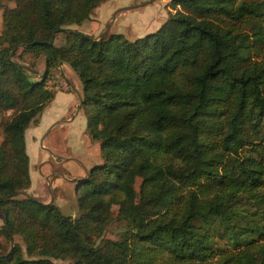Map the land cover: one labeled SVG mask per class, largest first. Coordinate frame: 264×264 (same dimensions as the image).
<instances>
[{
  "label": "trees",
  "instance_id": "trees-1",
  "mask_svg": "<svg viewBox=\"0 0 264 264\" xmlns=\"http://www.w3.org/2000/svg\"><path fill=\"white\" fill-rule=\"evenodd\" d=\"M8 1L0 230L22 245L0 264H264V0H168L160 25L131 40L69 27L108 0ZM57 63L81 84L100 158L75 183V217L24 195L23 133L53 97ZM113 207L116 240L102 236Z\"/></svg>",
  "mask_w": 264,
  "mask_h": 264
},
{
  "label": "rangeland",
  "instance_id": "rangeland-1",
  "mask_svg": "<svg viewBox=\"0 0 264 264\" xmlns=\"http://www.w3.org/2000/svg\"><path fill=\"white\" fill-rule=\"evenodd\" d=\"M167 4L168 0H109L93 10L91 15L93 18L90 19L92 23L86 21L84 26H93L97 23L102 27L99 33L93 34L94 38L116 32L131 40L155 30L167 17L168 12H172ZM2 6L11 7L12 3L8 0H0V29ZM43 59V56L33 59L36 67L34 78H38L43 71L37 69L40 62L44 63ZM23 60L25 62L30 60L29 55H23ZM64 76L69 82L67 89L59 87L61 79H65L60 74L57 83L53 85L46 83L48 89L54 92L53 97L39 114L37 123L27 129L32 130L33 136L35 135L33 139L35 143L32 142L34 149L29 150L31 159L28 165L30 180L28 193L43 203L53 198V204L59 207L63 215L75 217L78 215V210L73 179L84 177L85 171L98 163L100 158L97 144L90 141L85 131V117L82 110L75 109L81 84L68 66L64 69ZM47 80H52V77L49 76ZM8 113H4L3 116H7ZM2 138L0 127V142ZM30 140L32 138L29 135V139L26 138L27 149L32 145L27 144L31 142ZM114 216L115 207L112 208V221L106 225L102 236L116 240L124 227L123 222L114 219ZM1 224L0 214V226ZM14 241L22 245L19 236H14ZM9 246L8 240L2 236L0 230V252L6 251Z\"/></svg>",
  "mask_w": 264,
  "mask_h": 264
},
{
  "label": "crops",
  "instance_id": "crops-1",
  "mask_svg": "<svg viewBox=\"0 0 264 264\" xmlns=\"http://www.w3.org/2000/svg\"><path fill=\"white\" fill-rule=\"evenodd\" d=\"M109 1V0H108ZM106 2V1H105ZM104 3V2H103ZM102 4V3H101ZM100 4V5H101ZM99 5V6H100ZM99 6H97V7H99ZM96 7V8H97ZM95 8V9H96ZM91 18H93V16H90V18L89 19H87V20H84V21H82L79 25H71V26H69L71 29H75V30H78V31H80V30H84V31H81V32H83V33H85V34H88V35H90L91 34V36H93V34L96 32H100L101 30H102V27H100V25L99 24H97L96 22V24L95 25H93V26H91V25H88V26H84L85 25V23H86V21H88L89 23H92V22H90V19ZM87 32H92V33H87ZM99 36V35H98ZM98 36H97V38H98ZM57 40V39H56ZM55 40V43L56 44H58V43H60V40H61V36H58V41H56ZM43 61H44V59H43ZM67 65L66 64H60V67H57V70H52V75H51V77H52V80H47L46 81V83H49L50 85H53V84H55V83H57V81H58V79H57V77H58V75L60 74L62 77H65L64 76V69H65V67H66ZM37 69L39 70V71H41V70H44V63H39L38 64V66H37ZM66 78V77H65ZM67 80V79H66ZM48 87V86H47ZM66 91V90H65ZM78 94V93H77ZM79 95H80V93H79ZM78 100V99H77ZM78 110H80V108L78 109ZM77 110V111H78ZM76 111V112H77ZM29 127H32V124H30V125H28V127L24 130V133H23V138H24V149H25V153H26V155H27V158H28V165H29V161H30V159H31V155L29 154L30 152H29V150L30 151H33L32 149H34V146H33V144H32V142L33 143H35V141L33 140L34 139V136H33V131L32 130H30V131H28L27 129H29ZM35 134H36V132H34ZM29 135H30V137L32 138V140H30L31 142H27V144L29 143V144H32L28 149L26 148V138L27 139H29ZM41 139V142H42V137L40 138ZM39 143H40V140H39ZM29 185H30V183H29ZM28 190H29V187H28V189H26V194H29L28 193ZM50 201H53V198L52 199H50L49 201L48 200H45L44 201V203H47V202H50ZM58 207V206H57ZM59 208V207H58Z\"/></svg>",
  "mask_w": 264,
  "mask_h": 264
},
{
  "label": "water",
  "instance_id": "water-1",
  "mask_svg": "<svg viewBox=\"0 0 264 264\" xmlns=\"http://www.w3.org/2000/svg\"><path fill=\"white\" fill-rule=\"evenodd\" d=\"M124 8H127V7H124ZM124 8H119V9H124ZM98 37H100V35H99ZM56 65H57V67H60V64L57 63ZM19 66L24 67V66L21 65V64H19ZM24 68H25L27 71L31 72L30 69H28V68H26V67H24ZM39 76H42V73L39 74ZM77 99H78V104H77L76 107H75L76 110H78V109L80 108V104H81V96H80L79 94H77ZM88 175H89V173H88V171L86 170V171H85V176H84V177L79 178V179H73V180H74L75 183H76V182H78L79 180H81V179H83V178H87ZM24 195H27V194L24 193ZM8 238H9V244H10L9 249H11L12 246H13V240H12L11 235H8ZM6 253H7V252H6ZM6 253H4L3 255H6Z\"/></svg>",
  "mask_w": 264,
  "mask_h": 264
},
{
  "label": "built area",
  "instance_id": "built-area-1",
  "mask_svg": "<svg viewBox=\"0 0 264 264\" xmlns=\"http://www.w3.org/2000/svg\"><path fill=\"white\" fill-rule=\"evenodd\" d=\"M60 88H63V89H67L69 87V82L65 79H61V82H60Z\"/></svg>",
  "mask_w": 264,
  "mask_h": 264
}]
</instances>
